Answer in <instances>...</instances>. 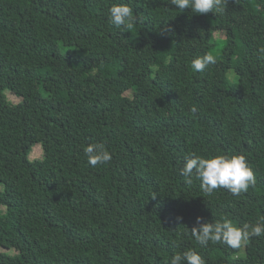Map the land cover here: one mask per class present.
Masks as SVG:
<instances>
[{
	"label": "trees",
	"instance_id": "16d2710c",
	"mask_svg": "<svg viewBox=\"0 0 264 264\" xmlns=\"http://www.w3.org/2000/svg\"><path fill=\"white\" fill-rule=\"evenodd\" d=\"M115 3L132 7V29L110 22ZM220 7L0 0V264H170L189 250L205 264H264V236L201 248L190 233L198 216L264 219V0ZM205 53L217 62L197 73ZM90 144L111 160L90 166ZM193 154L244 155L256 183L207 194L180 175Z\"/></svg>",
	"mask_w": 264,
	"mask_h": 264
},
{
	"label": "clouds",
	"instance_id": "9594fccd",
	"mask_svg": "<svg viewBox=\"0 0 264 264\" xmlns=\"http://www.w3.org/2000/svg\"><path fill=\"white\" fill-rule=\"evenodd\" d=\"M170 4L184 11L204 15L221 11L222 0H169ZM109 20L116 28L132 29L135 24L132 7L128 3H115L109 9ZM217 57L213 53H205L191 61V68L197 72H203L209 65H214ZM195 113L196 109L193 108ZM87 163L96 167L104 165L111 160V153L102 144H90L85 148ZM180 175L185 183L191 185L193 177L200 181L202 190L211 194L218 188L227 189L233 196H240L255 185L256 179L252 169L248 166L244 155H217L205 158L193 154L186 158ZM182 221V216L176 217ZM196 225L190 233L196 244L201 248H207L211 243L224 244L231 249H239L246 245L252 237L264 236V219L254 225L245 224L237 227L232 221L203 222V217H196ZM170 264H205V261L194 250L184 253H176L170 259Z\"/></svg>",
	"mask_w": 264,
	"mask_h": 264
},
{
	"label": "rangeland",
	"instance_id": "374dc122",
	"mask_svg": "<svg viewBox=\"0 0 264 264\" xmlns=\"http://www.w3.org/2000/svg\"><path fill=\"white\" fill-rule=\"evenodd\" d=\"M224 34L223 33H215L214 37L219 39V38H223ZM147 49L146 48H142V51H146ZM229 79L232 81V82H235L236 81V78L234 76V74L232 72H230V75H229ZM5 95L7 97V100L12 103V104H18L20 99L17 98L14 94H12L11 92L9 91H5ZM27 119H28V124L30 126V132H31V137L34 141H38V137L37 135L35 134L34 132V125H35V118L32 117L31 115H28L27 116ZM40 156V149L39 147H33L32 150H31V153H30V159L31 160H36L37 158H39ZM88 173H92V169H90L88 171ZM84 178H87V176L85 175ZM10 254H12V252H9ZM243 252H240L238 255H242Z\"/></svg>",
	"mask_w": 264,
	"mask_h": 264
}]
</instances>
